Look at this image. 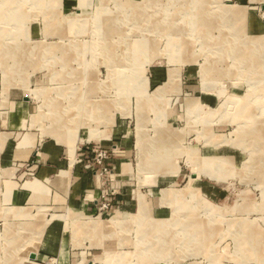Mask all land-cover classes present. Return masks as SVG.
Segmentation results:
<instances>
[{
    "label": "rangeland",
    "instance_id": "1",
    "mask_svg": "<svg viewBox=\"0 0 264 264\" xmlns=\"http://www.w3.org/2000/svg\"><path fill=\"white\" fill-rule=\"evenodd\" d=\"M50 103L83 118L66 141ZM29 135L60 152L41 201L20 185ZM89 170L92 209L70 200ZM27 261L264 264V0H0V264Z\"/></svg>",
    "mask_w": 264,
    "mask_h": 264
},
{
    "label": "crops",
    "instance_id": "2",
    "mask_svg": "<svg viewBox=\"0 0 264 264\" xmlns=\"http://www.w3.org/2000/svg\"><path fill=\"white\" fill-rule=\"evenodd\" d=\"M255 26V25H254ZM256 27V26H255ZM256 31H258L257 29H254ZM58 104V103H55ZM19 111L18 113H16V118H15V124L16 125H22V122L24 121V111L26 110L24 108V105L20 104L19 106ZM61 109L59 112L56 110ZM50 109H52V116L50 118H52V122L56 124V127L50 129V134L53 135L54 137H56V139L58 141H66V139L69 138V134L72 133V131L70 130V126L71 125H79L78 123H81V118L82 116H80V118L78 120H72L69 116H67V114L65 115V111H64V106L62 104H59L54 106L53 104L50 103ZM58 112V113H57ZM57 113V114H55ZM18 114V115H17ZM56 115V116H55ZM32 117H35L34 115ZM84 121V120H82ZM76 127V126H75ZM58 133V134H57ZM34 136L29 135L27 138H23V140L20 142L19 144V149H17L16 151V155L18 157H20L22 162H25V168L23 167V169H29L32 171H36L37 175L39 177V179H35L32 181H26L24 184H20L22 187V189H29L31 190V195L32 198H35L36 201H41L44 200V198H46V192H45V184H41V180H47L48 178H50V173L54 172V165H52L50 163V156H56L58 157L60 152L55 149V148H50V136L46 137L45 139H42L39 141H37L36 143L34 142ZM126 150L124 151V153H117L114 152L112 154V156L110 157V159L106 160L105 163L111 167H118L119 164L123 166L124 157H127L128 155L126 154ZM145 156V153H144ZM125 159V158H124ZM144 167V166H143ZM85 176L82 178V181L80 184H72L71 188L73 189V192H71V198L70 200L73 202V204L75 205H79V206H87L88 208L92 209L93 208V204H86L84 202V199H80L81 196L83 195L84 191L86 192H91L92 194H94V192L90 191L92 188H94V184H92L91 181V171H87L85 174ZM59 179L58 181L60 183H64V177L65 174L63 172H61L58 176ZM50 186V184H48ZM121 186L125 187L123 184H120ZM7 190L11 191L12 186H14L13 184H7ZM15 189V188H14ZM10 195L7 196L8 199H10L14 204L18 203V199L20 198L19 196V192L14 190L13 193L11 194V192H9ZM23 195V193L21 194ZM86 194H84L85 196ZM91 195V194H89ZM127 190L124 193H122L121 195L117 196V198H115L114 202L115 205H119L122 202L127 203V199L125 200V198H127ZM129 203V202H128ZM121 207H125V206H121ZM119 211V210H117ZM115 213V212H114ZM120 213L122 214L121 216V220L118 223L115 224H111L110 226L108 225V219L110 218V216L113 214H111L109 216V218L104 221L103 223H98V222H94L93 223V228H97V229H101L104 227H110L112 228L113 226L121 223L124 219L123 213L124 211H120ZM29 215H23L21 216V219H26V217H28ZM107 224V225H104ZM95 225V226H94ZM42 221H37L36 223H33V230L35 232H33L36 235V239L38 238V236H40V232L42 229ZM7 234L10 233L9 229L6 232ZM60 233V229L57 227H52L50 228V225H48L44 232H43V238L42 241L39 243V252H37V259H41L44 258L47 254H50V251L55 250L56 247V237H58V234ZM6 234V235H7ZM10 235V234H9ZM13 240V239H12ZM14 241V240H13ZM26 264H38V263H33V262H28Z\"/></svg>",
    "mask_w": 264,
    "mask_h": 264
},
{
    "label": "bare ground",
    "instance_id": "3",
    "mask_svg": "<svg viewBox=\"0 0 264 264\" xmlns=\"http://www.w3.org/2000/svg\"><path fill=\"white\" fill-rule=\"evenodd\" d=\"M237 16V15H236ZM12 17V16H11ZM6 18V17H5ZM25 21V20H24ZM64 23V22H63ZM70 32V31H69ZM17 54V53H15ZM65 73V72H64ZM58 134V133H57ZM263 141V140H262ZM138 145H141L143 144V141L141 140V135L138 137V141H137ZM166 151V150H165ZM164 151V152H165ZM142 152V151H141ZM160 154V153H159ZM157 157H158V154L156 153L155 154ZM142 200H140V207L143 208V204H142ZM121 218H119L118 216H113L111 217L110 219H108V225L110 226L111 224H115V223H118L120 222ZM95 226V225H94Z\"/></svg>",
    "mask_w": 264,
    "mask_h": 264
},
{
    "label": "built area",
    "instance_id": "4",
    "mask_svg": "<svg viewBox=\"0 0 264 264\" xmlns=\"http://www.w3.org/2000/svg\"><path fill=\"white\" fill-rule=\"evenodd\" d=\"M100 156H105V152H102L101 154H100ZM108 203H101V206L102 207H105V208H107L108 207Z\"/></svg>",
    "mask_w": 264,
    "mask_h": 264
}]
</instances>
